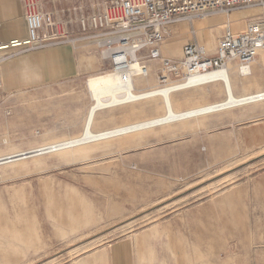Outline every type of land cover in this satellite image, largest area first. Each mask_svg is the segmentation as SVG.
Here are the masks:
<instances>
[{
  "label": "rangeland",
  "instance_id": "rangeland-1",
  "mask_svg": "<svg viewBox=\"0 0 264 264\" xmlns=\"http://www.w3.org/2000/svg\"><path fill=\"white\" fill-rule=\"evenodd\" d=\"M225 15L239 16L227 24L240 31L264 19V7L174 27L164 43L170 56L178 59L186 40L212 48L211 31L227 24L210 23L204 34L197 24ZM78 46L80 73L65 80L19 87L0 66V156L81 133L92 104L85 80L109 67L93 45ZM258 58L237 95L264 91ZM7 75L16 90L5 89ZM155 82L138 79L136 89ZM220 85L188 91L175 106L222 101ZM146 100L101 112L94 130L163 114L159 100ZM0 264H264V101L0 166Z\"/></svg>",
  "mask_w": 264,
  "mask_h": 264
},
{
  "label": "built area",
  "instance_id": "built-area-1",
  "mask_svg": "<svg viewBox=\"0 0 264 264\" xmlns=\"http://www.w3.org/2000/svg\"><path fill=\"white\" fill-rule=\"evenodd\" d=\"M53 1L67 4L63 10L67 18L62 22L55 21L52 13L43 9V0H22L26 37L0 43V64L51 46L79 47L80 42H85L96 48L108 71L125 72L136 66L137 74L132 78H145L150 67L155 70L157 85L141 89L142 99H148L168 88L181 90L196 77L228 72L231 63L246 69L264 50V19H255L240 32L224 27L212 56L196 41L181 47L179 59L168 58L162 52L174 27L192 26L211 13L263 8L264 0ZM2 87L0 77V90ZM260 98L264 100V93Z\"/></svg>",
  "mask_w": 264,
  "mask_h": 264
},
{
  "label": "bare ground",
  "instance_id": "bare-ground-1",
  "mask_svg": "<svg viewBox=\"0 0 264 264\" xmlns=\"http://www.w3.org/2000/svg\"><path fill=\"white\" fill-rule=\"evenodd\" d=\"M238 18H239L238 15H234L231 18L230 17L228 18L227 15L222 17H215L212 19L208 18L205 19L201 27H198L197 25L196 29L199 34H204L206 28L209 26L210 23L213 24H227L230 22L237 23ZM226 26L230 27L229 24L225 25L224 27ZM223 28H221V30ZM244 28L241 31H243ZM232 31L240 32V31H234L233 29ZM201 47L203 48L204 52L207 55H208L207 50L212 49L206 47L205 45H201ZM215 50H216V44L213 49L212 55L215 54ZM261 52L263 51H260L258 53L259 58L257 59V62L260 65L264 63V54L261 55ZM180 56H181V50H180ZM180 56L178 57V59L180 58ZM255 60L246 69H241L237 67L238 70L235 72V74L234 73L229 74V71L231 69L230 67L229 71L225 73L218 72L209 75H202L200 77H196L190 80L186 86H182L181 88H179L181 90H175V91L173 90L174 91L173 92L170 88H168L163 91H160L157 94L158 95L157 97L148 98L150 101H148V99L147 100L142 99L143 97L141 95L142 94L141 89L149 88V86L136 89L137 80L142 79V78H132V76L137 74L136 66H131L129 71H125V72L108 71V72H103L100 74L88 76L85 80V87H86V91L90 95L92 104L88 108L81 133L78 136H74L72 138L63 141L44 143L43 145L29 149L27 151H20L17 153L5 154L3 156H0V166L22 162L30 158H35L53 152H63V153L73 152L74 150L84 148L88 145L95 144L100 141L116 139V138L118 139L142 131L151 130L156 127H169L174 123H183L189 120H197L199 118L201 119L208 115L219 113L226 110H231L233 108L262 103L264 101L263 98L258 99V97L262 96L264 91L257 90L255 94L244 93L241 95H237L236 93H234V86L236 85V83L238 82L244 83L245 80H247L246 79L247 76H251V65L254 64ZM151 75H152L151 69L149 68V75L145 78H148ZM232 75H234L232 77L233 79H231ZM238 76L242 77L241 81L238 80ZM207 84H221L220 86H222V91L225 96L224 100L211 104L198 105L187 110H183L180 107L175 106V103L176 101H178L177 98L179 96L183 95L188 91L190 92L195 88H199ZM156 85L157 82L154 86ZM4 86L5 89L6 88L8 89L14 88L15 90L17 89V85L15 79H13V76L7 75L4 77ZM143 100H146L148 102H152V101L156 102L157 100H159L161 102V109L163 110V114L160 116H154L144 120L127 122L123 125L116 126L111 129L100 130V131L94 130V122L96 120V117L101 112H104L106 110L109 111L111 109L118 107H123L127 104L137 103L138 101H143ZM43 137L44 136L39 138V140H44L45 138ZM10 147H11L10 145H6V148H10ZM8 236L13 237V235L10 233L8 234ZM10 247L16 254L19 253L18 247L16 245L11 243Z\"/></svg>",
  "mask_w": 264,
  "mask_h": 264
},
{
  "label": "crops",
  "instance_id": "crops-1",
  "mask_svg": "<svg viewBox=\"0 0 264 264\" xmlns=\"http://www.w3.org/2000/svg\"><path fill=\"white\" fill-rule=\"evenodd\" d=\"M66 7L67 4L65 3L57 4L53 0H43V9L47 12H51L57 22H62L67 18L63 13V10ZM240 20L241 19H239V21ZM204 21L205 20L197 24L198 27H201ZM240 25L241 24L239 23V26ZM71 26L73 27V25ZM185 28L183 29L186 30ZM240 28H242V25L239 29ZM218 35V30H216L215 33L211 31V36L213 37V49V45L215 46L214 39H216ZM25 37L26 24L24 20L22 0H0V43H6L12 39H21ZM195 41L200 46L204 45L202 40L200 41L198 39ZM184 42H188V40ZM176 46L180 48L182 45L181 43H178ZM213 49H209L208 52ZM162 52L164 56L174 59L170 56L172 51L168 49V45H163ZM79 54V47L71 45L51 46L44 50L15 56L6 62H3L0 66L3 64L8 65L6 67H9L15 74L18 81L17 85L19 87H32L78 76L80 73L77 65ZM152 66H156V63H152ZM150 69L151 74L154 77L155 70H152L151 67ZM155 84L156 82L153 85H141L140 88H142V86H154Z\"/></svg>",
  "mask_w": 264,
  "mask_h": 264
}]
</instances>
